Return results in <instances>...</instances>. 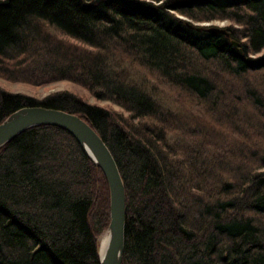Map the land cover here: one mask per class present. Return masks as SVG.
<instances>
[{
	"label": "trees",
	"instance_id": "trees-1",
	"mask_svg": "<svg viewBox=\"0 0 264 264\" xmlns=\"http://www.w3.org/2000/svg\"><path fill=\"white\" fill-rule=\"evenodd\" d=\"M84 1L0 0V79L109 105L0 88V123L43 107L101 138L125 190L121 264H264V0ZM216 22L226 35L187 26ZM109 207L65 131L0 148V264H99Z\"/></svg>",
	"mask_w": 264,
	"mask_h": 264
},
{
	"label": "water",
	"instance_id": "water-1",
	"mask_svg": "<svg viewBox=\"0 0 264 264\" xmlns=\"http://www.w3.org/2000/svg\"><path fill=\"white\" fill-rule=\"evenodd\" d=\"M187 24L197 31L226 35L223 24H202L199 27ZM234 46L237 45L234 43ZM38 126L55 127L71 135L86 156L102 171L109 189L110 222L104 231L108 235V242L103 255L100 254L99 247V264H121L125 243V190L118 167L107 146L90 126L75 115L43 107H25L0 124V148L24 131Z\"/></svg>",
	"mask_w": 264,
	"mask_h": 264
},
{
	"label": "rangeland",
	"instance_id": "rangeland-1",
	"mask_svg": "<svg viewBox=\"0 0 264 264\" xmlns=\"http://www.w3.org/2000/svg\"><path fill=\"white\" fill-rule=\"evenodd\" d=\"M213 25L215 24H223V26L226 25V22H221V23H212ZM0 88L9 91L11 93H19V94H23L26 96H30L33 98H36L38 100H41L53 93H58V92H64V91H69L72 93H75L76 95H78L79 97L83 98L84 100H87L90 103H94V104H98L100 106H104V105H109L106 102H96L85 90L69 83L66 81H60V82H55L49 85H45L43 87H29L26 86L24 84H20V83H12V82H8L5 80H1L0 79ZM115 109H118L117 107L113 106ZM103 235V233L100 235V237ZM99 237V238H100Z\"/></svg>",
	"mask_w": 264,
	"mask_h": 264
},
{
	"label": "bare ground",
	"instance_id": "bare-ground-1",
	"mask_svg": "<svg viewBox=\"0 0 264 264\" xmlns=\"http://www.w3.org/2000/svg\"><path fill=\"white\" fill-rule=\"evenodd\" d=\"M99 2H100V0H92V1H88V2L87 1H84L83 2V7H85V8H91V7H94V6L98 5ZM7 118L5 120H7ZM5 120H3L0 124H2ZM107 242H108V235H107V233H104L100 237V240H99V247H100V254L101 255H103V253H104V251L106 249Z\"/></svg>",
	"mask_w": 264,
	"mask_h": 264
}]
</instances>
